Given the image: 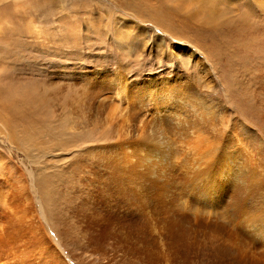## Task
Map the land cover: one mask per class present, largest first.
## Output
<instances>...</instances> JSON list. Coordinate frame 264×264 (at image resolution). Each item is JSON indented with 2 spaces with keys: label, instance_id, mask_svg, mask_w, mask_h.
Masks as SVG:
<instances>
[{
  "label": "bare ground",
  "instance_id": "6f19581e",
  "mask_svg": "<svg viewBox=\"0 0 264 264\" xmlns=\"http://www.w3.org/2000/svg\"><path fill=\"white\" fill-rule=\"evenodd\" d=\"M25 12L0 14V138L62 170L40 180L1 146L0 264H264V133L180 79L20 81ZM252 102L263 119L264 94Z\"/></svg>",
  "mask_w": 264,
  "mask_h": 264
},
{
  "label": "rangeland",
  "instance_id": "374dc122",
  "mask_svg": "<svg viewBox=\"0 0 264 264\" xmlns=\"http://www.w3.org/2000/svg\"><path fill=\"white\" fill-rule=\"evenodd\" d=\"M2 2L4 18L24 9L30 18L16 27L29 22L34 31L30 38L18 33L20 43L16 38L14 66L20 81L45 83L47 73L51 79L57 68L83 76L103 68L112 74L123 71L126 80L135 83L164 80L170 85L180 79L193 93L214 94L228 109L231 103L264 133V118L252 105L253 93L264 94V0ZM102 91L113 93L110 88ZM66 139L76 141L79 136ZM39 143L35 150L48 145L43 139ZM0 144V149L4 146L13 154L17 165L32 168L40 180L53 184L59 180L57 171L62 166L41 163L45 175L30 164L32 154L22 157L1 138Z\"/></svg>",
  "mask_w": 264,
  "mask_h": 264
}]
</instances>
